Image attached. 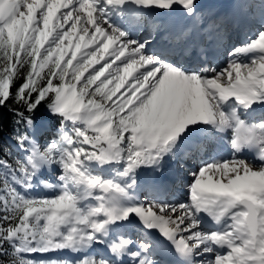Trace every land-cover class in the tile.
<instances>
[{"label": "snow or ice", "instance_id": "6c2138e0", "mask_svg": "<svg viewBox=\"0 0 264 264\" xmlns=\"http://www.w3.org/2000/svg\"><path fill=\"white\" fill-rule=\"evenodd\" d=\"M177 7L200 17L199 0H0V109L12 112L26 154L0 156V264H158L151 240L114 238L136 221L181 264H264V116L254 118L264 110V0L257 19H240L251 35L222 68L198 55L181 62L195 33L176 48L132 38L150 14ZM213 26L222 39L223 25ZM42 104L63 129L43 150L30 135ZM217 143L227 157L213 155ZM192 150L208 158L189 172L186 202L162 199V181L148 184L151 200L138 198L142 172L159 174ZM51 165L58 183L45 186L55 195H31ZM112 165L114 175L97 171ZM204 217L213 230L202 229ZM97 245L107 255L87 254ZM65 250L84 255L27 258Z\"/></svg>", "mask_w": 264, "mask_h": 264}, {"label": "bare ground", "instance_id": "6f19581e", "mask_svg": "<svg viewBox=\"0 0 264 264\" xmlns=\"http://www.w3.org/2000/svg\"><path fill=\"white\" fill-rule=\"evenodd\" d=\"M227 1H231V0H199V3L201 5V9H200V17L199 19H190L189 17H187L183 11H181V9L179 7H177V11L174 13H171L169 15H160L157 16L154 13L150 14L152 16H148L143 24L142 30L140 32H137L136 30L133 31L132 33V38L135 39H140L143 36L149 34L148 30H154V46L156 49H160L162 47H168V48H176L178 47V43L176 39H173L170 36H165L163 35L164 31L166 29H168L170 26L174 25L175 22L179 21L181 22L180 24L183 26V34H187L188 32H191V25L190 22L191 20H196L198 27H199V31L201 33H204L208 28H211L212 31H215L214 29V22L215 23H219L222 24L224 27H222L221 32L223 35L222 39H219L221 44H222V50L224 52V56L221 60V62L218 64L219 66H221L222 62L226 61V63L228 62V53H229V48H230V43H232L233 40H236V43L238 44V46H240L244 41L247 40V35H250V33L252 32V28L250 24H246V30L244 33V37L243 38H238V34L240 32V30L234 26H232L231 20L224 18L225 20L223 22L217 20V19H213L212 15L217 12L220 8L219 5L222 4V2H227ZM261 1V0H260ZM214 3V4H213ZM241 0H235V5L236 4H241ZM244 4V3H242ZM257 4H260L258 2V0H252L251 6H246L244 8H235V11L237 14H239L240 17H245V9H249V10H254L255 6ZM216 5L217 8H216ZM245 5V4H244ZM148 18H150L152 20V22L158 20L159 22H156L154 24L149 23L148 22ZM256 17H254L252 14H250V16H246V20H254ZM247 25H249L248 29ZM244 26V28H245ZM214 39H218L216 31L215 34L212 36ZM190 37H184V39L180 42V44H187L188 43V39ZM232 40V41H231ZM192 48H194V42L192 45ZM191 48V49H192ZM192 54L189 51L187 55L181 57V62L182 63H187L189 61H192ZM219 66L217 68H219ZM262 116H264V113L262 114ZM257 122V121H256ZM220 143H217V145H219ZM215 146V147H216ZM214 147V149H215ZM213 149V150H214ZM229 155V149L227 150L226 156L227 157ZM208 158L207 152L205 151L204 153L192 150V154L189 158H185L183 160H179L178 159V163H182V164H186V165H190L193 166L190 167L191 169H195L197 170L198 168V164L201 163V161L203 159ZM245 159H249V160H255V154L254 153H246L244 155ZM175 161V160H174ZM190 161V162H189ZM178 163L173 162L171 160H166L163 166V171L162 173H159V180H157V183L155 184L156 187L160 186V181H162V186L164 189V193L168 191L167 196H163L161 197L162 199H167L170 200L172 203H176L178 200H181V203H184L188 200V185L184 186L183 188H180L182 191L180 190V194L181 196L175 197L173 196L175 194V191L177 190V188L179 187V184L183 183L185 180L183 179V175L180 174L179 172H175V166L178 165ZM182 167V166H181ZM43 168H46L50 173H51V166H43ZM177 169V168H176ZM153 173V172H152ZM154 174V173H153ZM143 174H141V179L138 177V180L141 182V187L138 189V195L139 193L141 194V192L143 193L145 190L148 189V184H151L148 178H145V176H142ZM155 179H157V176H155ZM187 182V181H186ZM171 183L173 184V186H171ZM49 192V191H48ZM184 192V193H183ZM153 195V193H151V196ZM187 195V198L184 199V196ZM140 196V195H139ZM173 196V197H172ZM141 197V196H140ZM146 199L147 200H151V198H142V200ZM141 200V198H140ZM141 200V201H142ZM202 229L204 230L203 224H202ZM136 235L138 237H140L141 239H148L151 240L153 242V244L155 242H161L164 246L165 244H168L167 242H165L163 240L162 237L159 236L158 233L156 232H145L140 226H139V222L136 221L133 224H127L125 222L124 226L117 229L114 235V238L116 237H120L121 235H123L124 237L129 238L130 235ZM104 249V247L102 246H94L93 249L89 250V252L87 253L88 255H92L95 256L97 258L104 256L101 254V250L99 249ZM82 256L84 255V253H80ZM57 255V254H56ZM65 253H59V257H65ZM71 260V259H70Z\"/></svg>", "mask_w": 264, "mask_h": 264}, {"label": "rangeland", "instance_id": "374dc122", "mask_svg": "<svg viewBox=\"0 0 264 264\" xmlns=\"http://www.w3.org/2000/svg\"><path fill=\"white\" fill-rule=\"evenodd\" d=\"M244 1L245 0H241L242 3H244ZM258 2L260 3L261 1L258 0ZM259 8H260V4H257L253 11L247 10L246 13L248 15L252 14L254 17H256L255 19H257L258 17L256 14L258 13ZM141 30H142V28H141ZM140 31H137V32H140ZM250 35H251V33H250ZM250 35H247V38ZM145 36H143L142 38H144ZM152 36H153V34H152ZM142 38H140V39H142ZM153 47L155 48L154 44H153ZM226 64H227L226 61L225 62L223 61L221 66H219V68L224 67ZM39 125L40 126L38 128H36L35 130H33L30 133V135L35 137V140L37 141L41 150H43L44 147H46L48 144H50L54 140H58L60 138V135L62 134L63 129H61L59 127L60 121L58 118L54 122H51L49 120L40 121ZM15 148H16L18 153L11 155L12 160H15V159L24 160L26 154L21 150V148L19 146L15 147ZM171 161L178 163V160H175V161L171 160ZM181 165H182V167H181ZM116 167L117 166H115V165L105 166L103 169H97V171L102 172L106 176L114 175V170ZM190 167L193 168V166H190V165L188 166V165L182 164V163H180V164L178 163V165L175 166L174 171L182 174L183 179L185 181L183 183L179 184V187L177 188V190L175 191V194L173 196H175V197L181 196L180 190H182V189H180V188H183L184 186L188 185V183L192 179V177L189 175V172L196 171V170L191 169ZM51 169H52L51 173L46 168H43V167L39 170L37 178L34 180L35 187H34V189L31 190V193H30L31 195H33V196H54L55 195V190L49 189L45 185L58 183V177L60 175V171L58 169V166H56V165H51ZM142 174H143L142 176H145V178L149 179L151 184L157 183V179H155V176H157L158 174H156V173L153 174L150 170L144 171V172H142ZM139 178L141 179V177H139ZM182 191H185V190H182ZM151 193L152 192L148 191V189H147L143 193L142 192H141V194L139 193V195L141 197L138 195V198L139 199L141 198V200H142V198H147V197L153 198V195L151 196ZM186 198H187V195L184 196V199H186ZM142 201H145V199H143ZM181 202H182L181 200H178L176 203H181ZM63 253L66 254L65 257H60V258L69 259V260L72 258H73L72 260H78L79 259L78 257L75 256L76 255L75 253L73 254L70 251L65 250ZM54 255H56V254H43V255L33 254L27 258L48 259V258H52ZM57 255H59V254H57Z\"/></svg>", "mask_w": 264, "mask_h": 264}, {"label": "trees", "instance_id": "16d2710c", "mask_svg": "<svg viewBox=\"0 0 264 264\" xmlns=\"http://www.w3.org/2000/svg\"><path fill=\"white\" fill-rule=\"evenodd\" d=\"M23 74L22 70L21 76L16 82L17 85L23 82ZM36 116L39 122L46 120L54 122L57 119L49 113L47 106L43 104L37 110ZM14 134L13 114L7 107H4L0 109V156H2L5 151L10 152L11 155L18 153L15 147L19 145L13 139ZM9 159L12 160V157L10 156ZM7 259L8 258H0V262Z\"/></svg>", "mask_w": 264, "mask_h": 264}]
</instances>
